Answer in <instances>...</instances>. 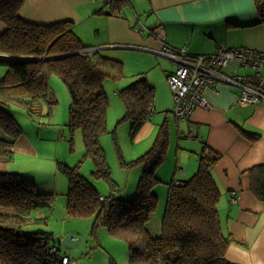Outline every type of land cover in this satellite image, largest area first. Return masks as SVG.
Here are the masks:
<instances>
[{"label":"trees","instance_id":"1","mask_svg":"<svg viewBox=\"0 0 264 264\" xmlns=\"http://www.w3.org/2000/svg\"><path fill=\"white\" fill-rule=\"evenodd\" d=\"M23 3L24 0H0L3 27L0 55L34 59L7 62L8 70L0 78V264H62L58 255L60 258L66 255L61 254L52 234L30 229L44 222L32 213L48 208L51 195L37 192L33 183L4 170L22 136L6 108L18 105L28 115H39L42 101L54 103L47 81L50 75H57L69 96L68 127L70 131H81L84 157L93 163V176L108 179L109 169L98 146V139L106 131L108 102L103 84L119 82L124 77L123 65L103 57L99 51L88 50L72 31L69 21L47 25L26 21L20 15ZM103 3L108 14L114 15L128 0ZM254 4L264 22V0H254ZM56 56L60 57L35 60ZM153 93L145 78L119 90L124 107L122 119L132 123V135L150 117ZM245 137L255 142L259 134L247 132ZM167 147L168 132L162 125L149 149L130 163L141 171L135 196L130 201L119 198L113 186L107 197L99 195L90 182L79 176L78 166L59 164L68 182L67 215L92 217L93 233L103 227L110 236L124 241L129 264H234L227 261L226 251L239 241L222 229L217 210L220 191L212 176L221 156L205 144L198 154L196 171L187 179L167 183L160 234L150 235L147 224L157 204L155 191L160 180L156 169L165 160ZM251 170L253 192L264 201V166ZM51 249L56 251L53 253Z\"/></svg>","mask_w":264,"mask_h":264},{"label":"crops","instance_id":"2","mask_svg":"<svg viewBox=\"0 0 264 264\" xmlns=\"http://www.w3.org/2000/svg\"><path fill=\"white\" fill-rule=\"evenodd\" d=\"M108 12L98 0H24L20 9L22 18L31 23L71 22L72 31L88 50L96 49L121 63L128 83L117 85L115 93L145 78L154 92L150 116L164 113V121L172 114L168 78L177 65L159 53L163 41L156 30L166 45L183 48L188 57L212 54L220 47L264 51V22L254 0H128L120 12ZM138 25L143 31H134ZM2 29L0 23V35ZM0 61L2 77L8 61ZM237 90L223 83L207 87L203 96L211 109H196L187 121L175 120L176 127L169 131L176 143L170 181L178 172L187 179V169L195 171L202 143L219 154L212 169L220 191L218 215L223 231L239 241L229 246L226 259L234 264H264V201L251 185V169L264 166V104L240 106ZM247 132L259 134L258 140L249 141ZM29 145L31 141L25 147Z\"/></svg>","mask_w":264,"mask_h":264},{"label":"rangeland","instance_id":"3","mask_svg":"<svg viewBox=\"0 0 264 264\" xmlns=\"http://www.w3.org/2000/svg\"><path fill=\"white\" fill-rule=\"evenodd\" d=\"M1 67L4 65H0ZM123 72L127 77L125 68ZM249 72L247 68L239 69L241 75ZM1 74L3 76L4 72ZM126 82L128 83L127 79L122 78L116 84L111 81H105L103 84L108 102L106 131L98 139V146L103 151L109 169L108 179H97L93 176V163L84 157L85 145L81 131L79 129L70 131L68 127L69 96L57 75H50L47 81L48 93L54 103L50 105L42 101V111L39 115H28L25 109L18 105L6 108V112L19 125L22 136L15 144L12 159L5 165L4 170L33 183L37 192L51 195V204L48 208H40L32 213L33 217L44 219V222H39L30 229L50 233L54 239L74 235L76 237L74 247L67 249L58 246L59 251L67 254L74 264H129L127 245L124 241L110 236L103 227H98L93 233L92 217L78 218L67 215L68 182L58 165L69 168L78 166L79 176L90 182L101 196L107 197L113 186L119 198L130 201L135 196L141 173L137 165L130 163L149 149L156 133L164 125L168 132L167 153L165 160L156 169L160 177L155 191L157 204L147 225L152 237L159 234L167 196V183L170 182L176 164L174 157L176 143L173 137H169V131L176 127V122L171 114L170 120L164 121L165 114L155 112L148 117L140 131L132 135V123L122 119L124 107L118 94L114 92L117 85L121 87L127 84ZM196 140L194 142L200 143ZM30 141L31 145L27 149L25 145ZM195 171L190 173L187 169L185 176L189 178ZM175 178L184 180L183 174L179 172Z\"/></svg>","mask_w":264,"mask_h":264},{"label":"built area","instance_id":"4","mask_svg":"<svg viewBox=\"0 0 264 264\" xmlns=\"http://www.w3.org/2000/svg\"><path fill=\"white\" fill-rule=\"evenodd\" d=\"M138 26L134 31H143V26ZM156 34L163 41L159 53L177 65L168 78L173 99L171 115L175 120H187L196 109L210 110L211 105L204 98L203 91L219 83L238 89V104L242 107L264 104V51L246 47H220L213 55L188 57L183 48L169 47L159 31L156 30ZM245 68L250 72L239 74V69ZM50 251L54 253L56 249ZM58 256L62 264L70 262L66 257Z\"/></svg>","mask_w":264,"mask_h":264},{"label":"water","instance_id":"5","mask_svg":"<svg viewBox=\"0 0 264 264\" xmlns=\"http://www.w3.org/2000/svg\"><path fill=\"white\" fill-rule=\"evenodd\" d=\"M96 50V49H93ZM67 56V55H64ZM60 56H56V57H47V58H42V59H35V60H51V59H56L59 58ZM0 60H5L8 62H12V61H33L34 59L31 58H18V57H11V56H3L0 55ZM55 243L58 246H62L64 248L70 249L72 247H74L76 245V238L74 235H67L65 238L60 239V238H56L55 239Z\"/></svg>","mask_w":264,"mask_h":264},{"label":"clouds","instance_id":"6","mask_svg":"<svg viewBox=\"0 0 264 264\" xmlns=\"http://www.w3.org/2000/svg\"><path fill=\"white\" fill-rule=\"evenodd\" d=\"M118 14H120V13H118ZM120 16H121V14H120ZM152 111H153V109H152ZM76 238V237H75ZM64 256V255H63ZM64 257H66V256H64ZM69 261H70V263L71 262H73V261H71L68 257H66ZM73 264H74V262H73Z\"/></svg>","mask_w":264,"mask_h":264}]
</instances>
